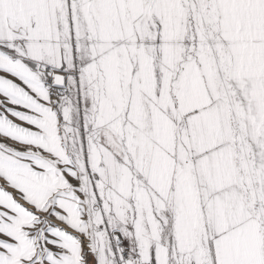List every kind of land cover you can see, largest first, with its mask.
<instances>
[{"label":"snow or ice","instance_id":"snow-or-ice-1","mask_svg":"<svg viewBox=\"0 0 264 264\" xmlns=\"http://www.w3.org/2000/svg\"><path fill=\"white\" fill-rule=\"evenodd\" d=\"M0 264H264V0H0Z\"/></svg>","mask_w":264,"mask_h":264}]
</instances>
